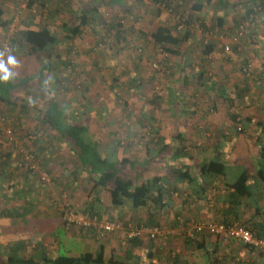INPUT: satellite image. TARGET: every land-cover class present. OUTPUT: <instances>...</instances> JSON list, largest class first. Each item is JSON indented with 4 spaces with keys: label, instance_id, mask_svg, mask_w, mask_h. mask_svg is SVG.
I'll use <instances>...</instances> for the list:
<instances>
[{
    "label": "crops",
    "instance_id": "obj_1",
    "mask_svg": "<svg viewBox=\"0 0 264 264\" xmlns=\"http://www.w3.org/2000/svg\"><path fill=\"white\" fill-rule=\"evenodd\" d=\"M216 1L217 5L221 2V0ZM31 2L33 3L28 5L18 24L19 37H23L28 31L45 29L53 40L52 43H48L41 51L30 49L21 41H19V44L13 46V51L9 54L1 53L0 46L1 62L7 65L10 56L15 61L13 66L7 68V71L11 74V78L7 81H0V90L4 89L6 92L0 95V111H4L9 115H15L16 120H19V122L25 119L38 120L42 124L43 122H47V124L50 122L47 128H38L42 134L40 137L41 141L39 139V141L34 142V145L40 155L43 156L42 162L48 174L55 178L58 175L56 170L61 165L56 160L54 161V155H60L58 157V161L60 162L62 160L61 155L65 154L67 146H72L73 144L72 140L66 135H62L60 131L62 129L65 130L69 126L86 127L88 131L85 137L87 135L93 137L95 139L93 142L98 143L97 151L102 155V158L108 162H113L111 158L105 156L103 153L111 154L116 151L117 147L123 149L115 141H112L113 130L111 129L113 128V124L118 121V119H113L114 116L111 115V102H114V99H111V91L114 90V84H116L114 83V74L131 75L126 81H124V77L123 79L120 78V84H125L124 89L127 92L131 90H143L140 95L145 98L144 90H146L148 82L145 78L143 66L135 64V61L132 62V65L130 61L117 63L116 67L114 65L109 66L105 70L107 75L113 74V76L110 79L108 77L103 78L99 74L106 68L103 67L104 55L100 56L90 46L85 53L81 51L78 60L71 61L69 59L71 53L66 47L68 43L79 45L82 41H89L90 43L94 41L96 43L95 35L101 32V29H99L101 26L103 27L101 17L106 10H118L119 14H127L128 18L138 23V25H147L149 27L156 25L157 28L165 27V17L163 16L165 12L160 10L158 7L159 2L156 3L154 0H32ZM224 4L222 3L223 7ZM222 6L219 5L218 7L222 8ZM14 9L15 4L11 1L0 0V29L7 28V24L13 18ZM83 15L87 16L85 25L80 28L77 35H73L72 30L76 25L81 23L80 18ZM223 19L225 20V18ZM157 28H154V30ZM144 31L147 32V30ZM139 36L138 34L136 39ZM191 41L194 42V40ZM191 41L187 40L188 47L186 50H189L191 47ZM80 49L83 50L85 48L81 46ZM216 51L214 49V53ZM71 52L76 55L78 54L77 52ZM189 63H192V60L185 55L182 64H180L179 71L181 73H183L181 70L187 71ZM194 66L190 79L189 73L185 72L186 76L181 79V84H174L169 81L164 87L163 92L167 100L164 103L165 110L163 112L166 113L167 117L163 118L160 110L157 111L158 114H155L154 117L147 118L145 115L143 118L139 117L142 121L143 119L144 121H160L162 127H153L152 129L156 138L154 145L150 146L146 143L144 152L145 154H153L158 162V172L155 176L168 177L171 173H175L174 177L170 176V185L175 190L181 189V192L175 191L176 193H173L172 197L166 200L167 206L164 212L166 214L170 211H174L176 214L183 212L184 205H186L184 202H187V198L184 197L185 195L189 199V205H191L190 207L187 205L188 208L185 210L189 212V209H192L191 215L193 217L202 220L220 217V219L224 220L229 216L225 214L227 212L225 201L229 193L228 185L232 184L239 174L245 171L249 177L252 197L244 200V205L240 207L237 216L239 218L240 216L242 217L241 210L248 204L245 207L246 211L253 209L254 215L264 219V108L261 110L256 109L254 113H251L250 116L253 115L255 117L245 114L246 121L256 123V129L248 134H236L235 129L230 126V118L224 116V113L225 115L227 114L225 95H229L231 98L235 95L236 97L234 98L239 99L245 96L244 100L246 102L250 98L253 99L255 95H258L261 99L256 101L262 103L264 102V93L259 92L255 94L251 86L247 85L243 88L234 87V93L231 95L232 91L229 92L227 89L221 87V91H218L221 96L216 98L214 97V93L216 94L217 90L214 84L217 81L210 80L209 83L206 78L205 68L199 67L200 69H198L196 65ZM203 73L205 75H202ZM59 75H64V80L73 87H69L67 90L63 87V90L68 91V94H65L60 101H56L50 99L47 93L53 84L57 83L56 80ZM2 82L7 84L6 88ZM127 82L131 84L127 85ZM261 85L264 88V83ZM245 87L247 88V91H245L249 92L241 96L239 90L241 91ZM191 98L192 100H190ZM241 100L243 101V99ZM156 104L158 105V103ZM174 116H177L179 123H186L188 120L196 118V122L205 124L203 128H200L199 125L197 128V125H195L194 129L179 130L178 127L180 126H178V121ZM168 118L171 123L174 122V127H168L166 124L169 121ZM56 122H58L57 126ZM122 126L128 129L130 122L127 121ZM55 127H59L60 129ZM127 132L129 133L127 134L129 138L136 135V133H132L130 130ZM181 138L182 140H180ZM134 141L136 142V140ZM130 145L139 146V144L131 143L128 147ZM167 146L168 148L165 149ZM180 150L186 156H181ZM196 153L198 154L196 155ZM219 155L220 159L227 163L224 176L211 180L207 176L200 174L199 169L202 163L206 160L216 159ZM76 156L78 157L77 154ZM9 159L11 162L6 163V166H3L2 169H11L13 170L12 173H15L18 165L15 151H13L12 155L8 156ZM79 161L81 160L79 159ZM193 161H197L195 168L190 166V162ZM81 162L72 165H67L66 163V166L63 168L71 166L69 167L71 171L68 174V179H63L64 181H62L59 178L57 182H53L52 184L40 183L34 180L27 172H23L25 174L22 173L18 177L13 176L9 180L0 178V185L2 186L0 198L10 201L7 208L16 210L26 204H29L31 207L33 206L23 224H25V227L34 230L37 227H44V230H41L37 234L41 246L47 247L42 242V239L48 233H55L56 228L62 230L67 242L68 236L64 233L65 227L59 212L61 200L65 199L60 197V190L58 189L65 184H69L70 186L80 185L83 179H90L93 173L95 174V179L97 178V172L92 173L91 170L89 172L88 169L90 167L86 170L84 163ZM183 171L189 172L194 182L191 183L179 177L178 173ZM50 191L52 193L49 195ZM216 191L222 192L217 193ZM88 197L90 200L87 198L86 201H92L91 198L94 199L93 195H89ZM89 203L87 202L86 204L84 200L80 199L72 201L69 204L74 208L77 216L83 215L85 217L91 210L95 214L100 212L101 207L96 202H93L92 205ZM125 208H128L127 211H130V203L127 202L122 208L111 209L116 213ZM220 210L221 213L219 212ZM212 211L215 212V216L212 214ZM178 217L180 216L176 218L179 219ZM258 230L264 233V223H260ZM211 237L213 238L214 236L211 235ZM70 240L78 242L79 239L71 237ZM205 241L207 246L213 244L212 242L210 244V241L206 239ZM239 244L243 246L241 243ZM14 246L16 247L15 251L22 250L21 243L16 242ZM216 246L220 249L222 243L218 241ZM87 252L93 253V250L90 249L84 253ZM15 254L12 259L16 257ZM260 258L257 259L256 264H264V259ZM44 260V256H42L39 259V263H45Z\"/></svg>",
    "mask_w": 264,
    "mask_h": 264
},
{
    "label": "rangeland",
    "instance_id": "obj_2",
    "mask_svg": "<svg viewBox=\"0 0 264 264\" xmlns=\"http://www.w3.org/2000/svg\"><path fill=\"white\" fill-rule=\"evenodd\" d=\"M9 1L15 4V12L17 3L12 0ZM31 1L32 0L28 1V5ZM165 1L171 3V5L176 7L177 10L179 9V12L184 16L182 18H189L191 23L189 28L187 27L188 30L185 29V27L184 29L177 30L178 36L183 35L185 31H189V40H194V42L191 41V47L189 50H186L188 47L187 41L181 44L179 46L178 56L164 53L149 38L151 31H153L154 28H157L156 25H152L151 27L147 25L142 26L141 24L138 25V23H135L129 19L127 14L121 15L118 13V10L114 9L106 10L103 13V16L101 17V24L103 27L101 26L99 28L101 29V32L98 33V35H95L96 43L94 41L92 43L89 41H82L79 43V45L75 43H68L66 47L71 53L69 58L71 61L78 60L80 58L81 51L85 53V51H87L89 49L88 47L90 46H92L93 50L96 53H99L100 56L104 55L105 60L103 67L106 68L103 69L99 74V76H102L103 78L108 77L110 79L113 76V74L107 75L105 70L109 66L114 65V67H116L115 65H118L117 63H125L126 61H130L132 65V62L135 61V64L143 66L146 75L145 78L148 82L146 90H144L145 98L144 96L140 95V93L142 94L141 91L143 90H131L130 92H127L124 89L125 84H120L123 77L125 79L124 81H126L131 77V75L114 74V83L116 84H114V90L111 91V99H114V102H111V115L114 116L113 119H118V121L113 124V128L111 129L113 130L112 141H115V143H117L123 149H119V147H117L116 151L111 154L103 153L105 156L111 158L113 163H117L115 169L120 172L121 175L132 178L135 183L146 181L152 176H155V174L158 172L157 160L153 154H145L144 147L146 143L150 146L154 145L156 138L152 129L153 127L160 128L162 125L160 121H144V119L142 121L139 117L143 118L144 115L147 118H150L151 116L154 117L155 114H158V110H160L161 116L163 118L167 117L166 113L163 112V110H165L164 103L167 100L163 91L164 87L169 81L173 82L174 84H181V79L186 76V73H189L190 79V76L193 73V67L196 65L198 69L201 67L205 68L206 78L208 79L209 83L210 80L217 81L219 83L218 86H216L217 92L216 94L214 93V97L216 98L221 96V94L218 93V91H221V87L223 89H227L229 92L232 91L231 95L234 93V87L237 86L243 88L247 85L251 86V89L255 92V94H258L259 92L264 93V88L261 87V84L264 83V3L251 5L245 0H221V2L225 3L224 5L227 6L223 7L221 5V8L218 7L219 5H217L216 0H211L212 3L209 6L206 4V0H202L206 8L200 15L196 16L191 13V10H189L191 4H189L187 0H162L161 4L164 3L167 6L168 3ZM250 7L253 8L252 12L247 13ZM163 16L165 17V27L175 28L177 23L174 21L173 17L167 15L166 13ZM221 18H225V20L223 19L224 23L223 25L218 26L217 20ZM11 23L12 20L9 22V24ZM9 24H7V28L5 27L0 29V46L6 42L11 43V51H13V46L19 44L20 41V37L18 35L19 25H17L18 38L16 37L15 40H10L8 31ZM110 24L115 25V29L109 30L108 25ZM118 24L122 26L119 27ZM144 30H147V32ZM118 31H120V33H117ZM237 32H242V35L238 37L236 34ZM138 34L140 36L138 39H136ZM207 44H213L217 51L205 56L202 51L203 46ZM226 45L230 47L229 51L225 50ZM81 46H83L85 49L81 50ZM11 51L5 52L4 54L12 53ZM71 51L74 53L77 52L78 54H73ZM185 55L190 57L192 63H189L187 71L181 70L183 72L181 73L179 71V67L180 64H182V60L184 59ZM245 65L251 66L254 76L245 78L241 71ZM63 76L64 75H59L56 80L57 83L53 84L51 89L48 91L47 94L50 99L60 101L65 94H68V91H66L67 88L69 89V87H73L72 85L67 84ZM110 82L112 83L111 80ZM130 84L127 82V85ZM63 87L66 88L65 91L63 90ZM95 92L97 91L95 90ZM248 92H245V94ZM5 93L6 92L4 89L0 90V95ZM233 96L236 97L235 95ZM234 97L231 98L229 95L224 97L226 98L225 102L227 103V114L225 115L224 113V116L229 118V114H235L239 121L243 123L240 124L243 131H236L238 125L233 124L231 121L230 126L235 129L236 134H248L252 130L256 129V123L246 121L247 119H245V114H249L250 116L251 113H254L256 109H263L264 102L261 103L256 101L261 99L258 95H255L253 99L250 98L248 102L244 100L245 96L241 98L243 101ZM190 100H192V98ZM156 103H158V105ZM0 116L5 118V126L13 127L15 135V142H13L15 144H12L0 131V178L2 177L9 180L13 176L18 177L23 172H27L31 175L30 172L26 171V169L23 167H19L18 165L15 173H12L13 170L11 169H2L3 166H6V163L8 164L11 162L10 159L8 160V156L12 155L16 147H22L33 152L39 159L42 167L47 171L42 162L43 156L40 155V153L36 150L34 142L39 141L42 135L38 128H47L48 125H50V122L48 124L47 122H43L42 124L41 121L33 119H25L24 121L19 122V120H16L15 115L6 114L4 111H0ZM174 117L178 121V126H180L178 127L179 130L194 129L195 125H197V128L198 125L200 128H203L205 124L196 122V118L194 120H188L186 123H179L177 116ZM250 117L255 116L252 115ZM168 120L169 121L166 122L168 127H174V122L171 123L169 118ZM127 121L130 122L128 129L123 128L122 126ZM244 125H246V127H244ZM128 130H130L132 133H136L135 137L129 138L127 135L129 134L127 132ZM85 139L91 142L95 140L93 137H90V135H87ZM134 140H136V142ZM131 143L139 144V146L137 147V145H130V147H128V145ZM77 151L78 149L75 148L73 144L72 146L68 145L65 154L61 155L62 160L60 162L58 161V157L60 155H54V161L56 160L57 163H60L61 167L56 170L58 174L56 178L49 174L51 178V182L49 184L57 182L59 178H61L62 181H64L63 179H68V174L71 171V168L69 167L71 166H68V168L63 167L66 166V163L67 165H72L79 164L81 162L76 156V154H78ZM197 154L198 153H196V155ZM124 158L132 162L131 165H122L121 161ZM196 165L197 161L190 162L191 167L195 168ZM88 167H90L88 169L89 172L91 170L92 173L97 169L93 166L92 162L84 163V168L86 170ZM31 177L34 180L39 181L37 176L31 175ZM90 179H83L82 183L77 186H70L69 184L60 186L62 189L59 187V195H61L60 197H62V199H65L61 200V202L71 203L72 201L80 199L84 200L86 204L87 202H90V205H92L93 202H96L101 207V210L97 214L92 212L91 218H96L97 223L107 220L115 221L123 225V230H116L112 233L100 236L96 231L90 228H70L63 224L65 228L67 227L66 229L64 228V233L68 236L67 242L62 230L56 228L55 233H48V235H45L42 239V242L45 243L47 247L41 246L38 241L39 236L37 237V234L41 230H44V227H37L34 230L25 227V224H23L26 220L25 218L27 217L28 212L31 211L33 206L31 207L29 204H26L22 205L19 209L17 208L16 210H13L7 208L8 203L10 202L8 199L0 198V211L6 210L9 212L7 217L0 216V264H33L37 261L38 262L36 264H41L39 263V259L42 256H45L48 259L69 256L74 257L86 252L87 250L89 251L90 249L93 250V253H96L99 244H102L105 248L106 261H108L112 255L117 257L120 261H124L126 260L125 252L130 247L128 242H126L127 228L129 225L160 227L170 231L167 239L155 241L147 236L141 237V239H139V246L133 248L135 259L138 257H141V259L143 257V259H145L144 257L147 256V252L151 250L154 260H156L157 264H168L169 253H172L173 256L174 254L185 256V259H183V262L180 264H208L203 251L201 252L197 250L194 245L190 248H187L186 242L188 238L185 233L178 231L179 224H177L178 219L176 217L180 216L178 218H182L184 223H188L191 220L198 222H222L223 220L220 219V217L203 220L193 217L191 215L192 209H189V212L188 210H185L188 208V206H191L189 205L188 197L185 195L184 197L187 198V202H184L186 205H184L185 208L183 212H179L178 214H176L174 211H170L168 214L164 212L157 223H154L148 219V216L144 213H133L131 208L130 211H127L128 208H125L124 210H121L122 212L119 210L114 213L109 204L108 194L105 191L94 189V173L91 175ZM0 189L2 190L1 185ZM175 191L181 192V189H176ZM216 192L221 193L222 191ZM50 193L52 192L50 191L49 195ZM89 195H93L95 200L91 198L92 201H89ZM87 198L89 199L88 201H86ZM39 206H41V204H39ZM247 206L248 204L245 205V207ZM245 207L241 210L242 217L240 216V218L234 222H238L241 225L249 228L258 236V226L260 223H264V219L254 215V212H252L253 209L246 211ZM219 212L221 213V210ZM212 214L215 216L214 211H212ZM173 215L175 218L172 217ZM82 218H84L83 215L78 216L79 220ZM71 237L78 238V242L70 240ZM258 237L264 239V236ZM197 239L203 241L206 239L207 241H210V244L211 242L213 243L211 246H207L211 253H213L212 264H256L257 259L260 257L264 259V251L259 249H249L247 247L241 246L235 239L222 242L216 237L212 238L211 235L207 233L200 235ZM218 241L222 243L220 249H218L217 246L215 247ZM16 242L21 243L22 250L15 251L16 247L14 245ZM14 253H16V257L12 262L8 261V258H13Z\"/></svg>",
    "mask_w": 264,
    "mask_h": 264
},
{
    "label": "trees",
    "instance_id": "obj_3",
    "mask_svg": "<svg viewBox=\"0 0 264 264\" xmlns=\"http://www.w3.org/2000/svg\"><path fill=\"white\" fill-rule=\"evenodd\" d=\"M245 1H247L251 5L264 3V0ZM154 2H159L161 4L162 1L154 0ZM165 2L168 3L167 1ZM187 2L191 4L189 10H191V13L196 16L200 15L206 8L202 0H187ZM211 2V0H206V4L208 6L211 5ZM32 3L33 2H30L29 5H31ZM219 5H222V3L219 2ZM167 6L171 7L172 5L171 3H168ZM224 7L227 6L224 5ZM173 9L174 13L180 14L181 17H184L183 14L179 12V9L177 10L176 7H174ZM252 9L253 8L250 7L247 13H251ZM86 18V15H83L80 18L81 23L76 25L72 30L73 35H77L79 33L80 28L85 25ZM223 22V19H218L217 25L221 26L223 25ZM184 25L185 29L188 30L189 26L191 25L189 18L185 19ZM118 26L121 27L122 25L118 24ZM108 27L109 30H113L116 26L110 24L108 25ZM117 33H120V31H118ZM177 34L178 31L176 26L175 28L162 26L155 29L149 35V38L164 53L178 56L179 46L189 40L190 33L189 31H185V33L181 36H178ZM52 40L53 39L50 37L49 32L45 29H40L38 31H28L23 35V37H20L21 42L35 51L43 50L48 43H52ZM214 49L215 47L213 46V44H207L203 46L202 53L205 56H208L214 52ZM202 75H205V73H203ZM243 75L245 76V78H249L247 77L246 73H243ZM2 84L6 88L7 84H4L3 82ZM218 84L219 83L215 82L214 85L218 86ZM245 90L247 91L246 87L244 89H241V91L239 90V94L242 96L243 94H245ZM229 118L233 124L241 126L240 124L242 122L239 121L235 114H229ZM55 124L57 126L58 122H56ZM244 127H246V125H244ZM55 128L60 129L59 127ZM60 131L62 132V135H66L69 139L72 140L73 146L78 149L77 155L79 159L83 163L92 162L93 166L97 168H95L97 172V178L94 179V189L105 191L108 194L109 204L111 208H122L128 202L130 203V208L133 213H144L148 216V219H150L154 223H157V221L159 220V216L163 214L166 209V200L172 197L173 193L175 192V188H172L170 185V176L174 177V175H176L175 173H171V175H169L168 177L156 175L152 176L146 181L135 183L132 178L124 177L115 169L117 163L108 162L102 158V156L97 151L98 143L87 141L85 139V134L88 131L86 127L69 126L65 130L62 129ZM180 140H182V138ZM167 148L168 146L165 149ZM180 155L186 156V154L183 153L182 150H180ZM121 163L122 165H131L132 162L124 158L122 159ZM226 165L227 163L220 159L219 155L216 159L204 161L199 169V172L203 176H207L208 178L213 180L214 178L224 176ZM178 174L179 177L183 178L184 180L191 183L194 182V179H192V177L189 175V172L183 171ZM228 188L229 193L226 197L227 200L225 201V204L227 205V212L225 214L229 215L230 217H226L222 222H224L225 224H232L239 218L237 214L240 211V207H243L244 200L252 197L248 174L243 171L241 174H239L237 179L232 184L228 185ZM90 212H92V210ZM90 212L88 213V215L92 217V213ZM8 213V211L2 210L0 211V216L7 217L9 215ZM258 236L263 237L264 233L259 232ZM126 242H128L130 247L125 252L126 260L124 261H120L113 255L108 261H106L105 248L102 244L98 245L96 253L87 252L81 253L74 257H57L54 259H48L44 256V261L48 264H157L156 260H154L151 250L147 252V256L144 257L145 259H143V257L142 259L141 257L135 259L133 248L139 246V239H126ZM193 245L197 250L201 252L203 251L207 263L212 264L213 253H211V251L207 248L205 241L188 238L186 242L187 248H190ZM183 259H185V256L183 255L174 254L173 256L172 253H169L168 264H180L183 262ZM9 261L12 262L13 259H9Z\"/></svg>",
    "mask_w": 264,
    "mask_h": 264
},
{
    "label": "built area",
    "instance_id": "obj_4",
    "mask_svg": "<svg viewBox=\"0 0 264 264\" xmlns=\"http://www.w3.org/2000/svg\"><path fill=\"white\" fill-rule=\"evenodd\" d=\"M17 3L16 11L13 15L12 23L8 25L9 38L10 40H15L18 34L17 25L20 22L21 16L23 12L28 7L29 0H12ZM161 5V7H160ZM158 7L161 11H164L167 15L173 17L174 21H176L177 30L184 29L185 19L181 17L180 14L174 13V7H168L166 4H160ZM178 25V26H177ZM237 36H241L242 32L236 33ZM230 47L228 45L225 46V50L229 51ZM12 50L11 43L6 42L1 45V53L10 52ZM243 73H246L247 77L254 76L253 70L250 65H246L242 68ZM0 131L6 136V138L12 143L15 142V135L13 127L5 126V118L0 116ZM237 131L241 132L242 127L238 126ZM15 156L17 158V162L19 167H23L31 175L37 176L40 182L49 184L51 182V178L48 172L42 167L39 159L36 155L30 150L24 149L22 147L15 148ZM59 212L61 214L62 222L65 226L70 228L77 229H93L100 236H104L105 234L112 233L116 230H123V225L117 223L115 221H104L101 223H97L96 218L92 219L89 215L85 216L81 220L78 219L77 214L74 211V208L67 202L61 203L59 205ZM88 217V218H86ZM87 219V220H86ZM179 232L185 233L187 238L197 239L200 235L207 233L216 238H218L222 242H227L230 239H235L243 246L254 249V250H262L264 251V239L258 237L255 232L250 230L249 228L241 225L238 222H234L232 224H225L222 222L216 221H207V222H198L195 220H191L188 223H184L182 219H178ZM66 227V228H67ZM170 231H167L165 228L160 227H146L142 225H129L127 228V239H141L143 236H147L152 240H160L167 239Z\"/></svg>",
    "mask_w": 264,
    "mask_h": 264
},
{
    "label": "clouds",
    "instance_id": "obj_5",
    "mask_svg": "<svg viewBox=\"0 0 264 264\" xmlns=\"http://www.w3.org/2000/svg\"><path fill=\"white\" fill-rule=\"evenodd\" d=\"M14 63V58L11 56L8 58L7 65L0 62V81H7L11 78V74L7 71V68L13 66Z\"/></svg>",
    "mask_w": 264,
    "mask_h": 264
}]
</instances>
